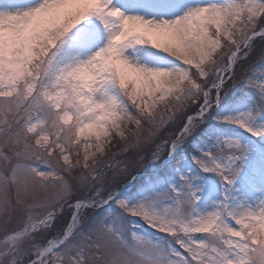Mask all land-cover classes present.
<instances>
[{"label":"snow or ice","instance_id":"6c2138e0","mask_svg":"<svg viewBox=\"0 0 264 264\" xmlns=\"http://www.w3.org/2000/svg\"><path fill=\"white\" fill-rule=\"evenodd\" d=\"M0 264H264V0H0Z\"/></svg>","mask_w":264,"mask_h":264}]
</instances>
